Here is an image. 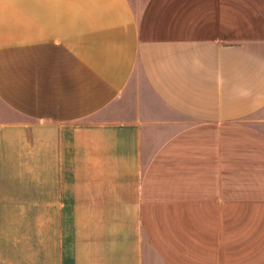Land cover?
<instances>
[{
  "label": "crops",
  "instance_id": "obj_1",
  "mask_svg": "<svg viewBox=\"0 0 264 264\" xmlns=\"http://www.w3.org/2000/svg\"><path fill=\"white\" fill-rule=\"evenodd\" d=\"M0 264H264V0H0Z\"/></svg>",
  "mask_w": 264,
  "mask_h": 264
}]
</instances>
